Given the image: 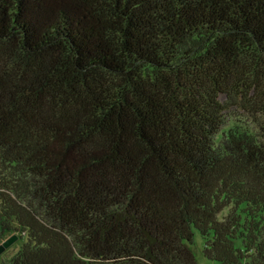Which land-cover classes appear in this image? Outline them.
<instances>
[{
	"label": "trees",
	"instance_id": "1",
	"mask_svg": "<svg viewBox=\"0 0 264 264\" xmlns=\"http://www.w3.org/2000/svg\"><path fill=\"white\" fill-rule=\"evenodd\" d=\"M0 170V264H264V0H0Z\"/></svg>",
	"mask_w": 264,
	"mask_h": 264
},
{
	"label": "rangeland",
	"instance_id": "2",
	"mask_svg": "<svg viewBox=\"0 0 264 264\" xmlns=\"http://www.w3.org/2000/svg\"><path fill=\"white\" fill-rule=\"evenodd\" d=\"M220 99L227 104V108L224 114V123L220 129V131L217 133L215 138L217 140H220L221 136L223 133H225L229 128L233 126H246L249 128H253L252 124L249 121V118L247 114L237 107L234 104H230V101L224 96L221 95ZM11 176L10 170L4 171L0 170V177H9ZM16 225V224H13ZM17 227V226H16ZM25 233L19 230L18 228L12 229L10 231H7L6 234L4 235L2 242L7 241V240H12V242L6 247V249L0 254V261L3 259L6 260L10 258L19 248V246L25 241ZM194 244H195V250H196V257L198 264H220L217 261H212L208 260L203 256L202 253V247H203V238L202 235L198 232L195 231L194 234Z\"/></svg>",
	"mask_w": 264,
	"mask_h": 264
},
{
	"label": "water",
	"instance_id": "3",
	"mask_svg": "<svg viewBox=\"0 0 264 264\" xmlns=\"http://www.w3.org/2000/svg\"><path fill=\"white\" fill-rule=\"evenodd\" d=\"M12 240H7L0 243V254L6 249V247H8V245L12 242Z\"/></svg>",
	"mask_w": 264,
	"mask_h": 264
}]
</instances>
